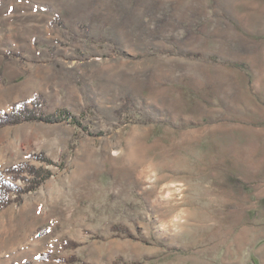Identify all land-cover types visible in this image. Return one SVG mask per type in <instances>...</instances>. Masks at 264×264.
Returning <instances> with one entry per match:
<instances>
[{
  "label": "rangeland",
  "instance_id": "374dc122",
  "mask_svg": "<svg viewBox=\"0 0 264 264\" xmlns=\"http://www.w3.org/2000/svg\"><path fill=\"white\" fill-rule=\"evenodd\" d=\"M21 102L72 118L0 127L1 171L49 173L0 264H264V0H0Z\"/></svg>",
  "mask_w": 264,
  "mask_h": 264
},
{
  "label": "trees",
  "instance_id": "16d2710c",
  "mask_svg": "<svg viewBox=\"0 0 264 264\" xmlns=\"http://www.w3.org/2000/svg\"><path fill=\"white\" fill-rule=\"evenodd\" d=\"M69 117L72 118V116L65 111H60L56 115H47L39 109L35 111L30 110L28 109L26 102H21L13 106L10 113L0 117V127L31 121L53 123ZM5 175H11L14 180L20 179L24 181V188H17L8 183L5 180ZM48 176V172L25 164L11 167L3 171L0 170V211L10 205L13 201H17L21 195L34 191L41 181L45 180ZM11 195H14L13 199L11 198Z\"/></svg>",
  "mask_w": 264,
  "mask_h": 264
}]
</instances>
